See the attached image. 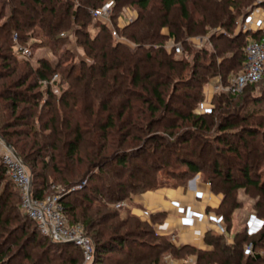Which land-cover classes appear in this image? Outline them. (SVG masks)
Instances as JSON below:
<instances>
[{"label":"trees","instance_id":"1","mask_svg":"<svg viewBox=\"0 0 264 264\" xmlns=\"http://www.w3.org/2000/svg\"><path fill=\"white\" fill-rule=\"evenodd\" d=\"M108 1L113 3V21L125 6L136 8L134 19L121 28L114 21L124 42L116 41L110 29L91 15V10ZM151 1L77 0L76 5L75 0H30L24 6L28 11L22 14L24 20L17 19V11L11 9L7 22L0 27L6 40L17 31L18 41L23 43L34 27L38 31L35 34L48 39L53 49H59L69 42L63 32L66 30L74 36L75 45L83 49L84 56L65 69L42 59L31 67L29 58L20 57L15 44H10V58L29 68L27 77L33 82L20 76L17 81L0 84V136L31 173L34 199L45 198L50 180L62 181L63 188L69 189L91 174V188L88 184L81 191L58 194L64 214L71 219L68 226L81 221L94 248L93 264H159L160 255L165 252L176 258L193 255L195 264H262L264 257H243L241 248L259 238L253 243L254 249L258 245L264 249V234L257 237L239 233L231 245L218 238L208 241L212 245L209 248L176 246L169 236L155 230L164 219L163 213L152 214L147 221L127 212L125 222L108 228L111 232L107 236L99 231L93 233L95 227H103L117 217L116 212H111L98 222V209L102 208L96 207L104 206L103 199L114 203L128 198L133 202L136 195L155 185L154 171L171 166L184 167V175L204 173L212 190L222 193L223 204L230 191L246 186L255 187L264 198V181L260 182L255 171L256 167H264V123L238 124L258 115L264 117V96L253 95L254 87L262 81L247 86L240 94L215 92L212 98L216 105L209 114L196 115L193 111L206 97L213 78L219 77V84L227 87L241 70L248 42L263 33L235 32L236 19L246 17L254 7L264 10V1L155 0L153 5ZM29 13L32 17L27 19ZM91 20L97 31L87 30ZM206 34L207 45L192 51L188 38ZM167 41L171 42L169 47ZM41 43L31 39L29 49ZM178 44L185 58L174 57ZM3 56L0 52L1 60H5ZM57 71L59 81L50 85ZM185 72L189 73L187 77ZM9 77L2 74L0 67V81ZM63 84L65 90L61 89ZM40 87L43 90L34 92ZM235 98H239L235 109L241 114L227 115L221 107L229 106ZM176 103L184 108L185 116ZM21 105L25 107L15 116ZM216 113L214 123L211 115ZM167 115L178 121L184 118L192 128L183 130L175 139H160L152 134L156 125L168 131L175 128V120L166 119ZM18 128L23 129L15 130ZM168 135L173 138L174 134ZM141 142L143 149L128 152ZM160 147L167 155L158 160ZM211 150L216 152L213 159L206 155ZM143 153L157 158L147 165L150 175L139 167H130V160ZM112 163L115 171L105 173L104 168ZM95 169L97 172L92 173ZM4 184L8 190L0 193V264H81L83 255L78 247L53 243L23 213L15 185L0 163V186ZM89 189L91 194L83 195L81 206L78 194ZM79 207L82 210L77 213ZM225 209L219 211L229 216ZM123 229L124 233H119ZM111 255L117 257L109 258Z\"/></svg>","mask_w":264,"mask_h":264},{"label":"rangeland","instance_id":"2","mask_svg":"<svg viewBox=\"0 0 264 264\" xmlns=\"http://www.w3.org/2000/svg\"><path fill=\"white\" fill-rule=\"evenodd\" d=\"M76 2H74L76 5L78 4L77 0H75ZM9 0H0V27L7 22L8 17L11 14V9L16 10V18H21L22 20H24V18H22V14L25 12L28 13V11L24 8V6L26 4L30 3V0H11V4H8ZM22 2H24L25 4H23ZM156 1L152 0L151 1V5L155 4ZM255 4H261L259 2V0H256ZM150 5V6H151ZM30 7H33V5L31 4ZM39 9V8H37ZM96 10H102V11H106L109 14H111V20L112 23L114 25V21L115 22H124V25L127 24V20H132L134 19V17L136 16V8L133 5L130 6H125L124 8H122L120 10V12L117 14L118 16L116 17V19L113 21L112 17H113V3L111 1L105 2L101 7L96 8L92 11H96ZM23 11V12H21ZM73 11V10H72ZM256 13V14H263L264 16V10L259 8V7H254L251 12L243 18V16H239L236 19V28H235V32H239L240 30L243 31L242 29V25L241 23L244 22L248 16L251 13ZM19 13V14H18ZM28 18H31L32 15L29 13L27 14ZM20 19V20H21ZM21 20V21H22ZM129 22V21H128ZM123 25V26H124ZM115 26V25H114ZM34 34H32V31L30 30L28 34L29 37L26 38V40L21 43L18 41V38H15L17 35L16 33H18L17 31H13L10 34L9 39H5L4 38V33L0 34V52H3L4 54V58L5 60H1L0 59V67H1V72L2 74H5L7 76H10L9 78H5L2 79L0 81V84H9L10 82H14L17 81L19 78H21L20 76H23L24 78H26L28 76V70L29 68L25 65H22L21 63L16 64L13 62V60L10 58V54L9 52H7V48L9 47L10 44H15L16 47H22L24 49H28V51L30 52V56L27 57L29 58V62H30V66L31 67H36V65L39 63V61L42 60H46L48 61V63L52 64L53 66H59L60 69L62 68H67L71 65H73L79 58H83L84 56V52L83 49L80 47H77L75 45V38L74 36L68 32L66 33V30L63 31L65 36L70 38L68 41V44L66 45H62L61 47H59V49H53L48 42H50L48 39L41 37L39 34H35V32H38L34 29V27H32ZM92 30L94 29V31H97V29L95 28L93 21H89L88 25H87V30ZM218 29V28H216ZM163 31L168 32V30L166 28L163 29ZM212 32V31H211ZM210 33V32H209ZM208 33V34H209ZM208 34H206L203 37H197V36H193L188 38V42L193 46L192 51H198V48H200L201 46H206L208 43ZM261 37L259 39L262 38V35H260ZM118 37H122L120 36V34H118ZM123 38V37H122ZM31 39L33 40H39L43 43L41 44H36L33 47H31L29 49V45L31 43ZM258 40V39H255ZM171 42L167 41L166 42V47L170 46ZM69 52V55L66 52ZM181 45L178 44L176 47V52L174 54L175 58H185L184 55L182 56L181 53ZM192 54L191 56L188 57V61L191 60ZM15 60H20L19 58H15ZM240 73V71H238L236 74L238 75ZM22 74V75H21ZM235 73H233L232 75L234 76ZM189 73L185 72L184 73V77L188 76ZM236 75V76H237ZM22 77V78H23ZM28 78V77H27ZM59 72L57 71V73H55L50 81V85H52L53 83L59 81ZM216 79L219 80L220 83V79L219 77L213 78L211 81H215ZM210 81V82H211ZM33 80L32 78H28V83H32ZM45 84V83H44ZM210 84V83H209ZM209 87V85H208ZM206 90V97L204 98V100H202L197 106L194 107V114H203V113H207L209 114L211 112V109L213 108V105H216V103L213 101V94L216 93H230L227 90V87L222 86L221 84L218 85L217 88H213V86L209 87ZM59 88H56L54 86H52V90H54L55 92H59L58 90ZM61 89L65 90L66 89V84H63ZM38 90H43V87H40L36 90H34V92H37ZM243 92V91H242ZM241 92V93H242ZM246 93H249L248 91H245ZM215 93V94H216ZM212 94V95H211ZM253 95L255 97H263L264 96V80L257 84L254 87V91H253ZM239 101V98H235L234 101H232V103H229V106L225 105L222 106V110L224 112L227 113V115H239L241 114L240 112H238V110L235 109V103H237ZM43 102V101H42ZM247 103V102H245ZM175 106H177L180 110H182L183 115L185 116V110L183 107H181V105L179 103H176ZM25 107V105H21L18 110L16 111L15 116L18 114H21L23 108ZM251 107V106H250ZM136 108H138V105H136ZM252 108V107H251ZM249 110V107L246 109ZM243 114V113H242ZM100 116H102V114L99 113ZM106 115L103 113V116ZM211 116H218V113L211 115ZM261 116V115H260ZM259 115L255 117V119L249 120L247 122H240L238 123L239 126H244V125H248V126H253L256 125V123L258 121H263L264 123V117H260ZM166 119H171V120H175L174 121V129H172L171 131L168 130H164L162 129V127L160 126V124L154 128V130H152V134L159 136L160 139L164 140L165 139H175L176 136L182 132L185 129H191L192 125L190 122L184 120V118L180 121L173 119L174 117L172 115H167L165 116ZM216 117H214V123L216 122ZM237 117V116H236ZM94 122V119L92 120ZM164 122V121H163ZM144 124V123H143ZM146 124V123H145ZM23 128H18L15 130H22ZM215 129L214 127H212L211 132H213ZM264 131V129H262ZM173 133V138L170 137L168 134ZM151 133L148 135H152ZM210 135L212 133H209ZM1 138V136H0ZM146 138V137H145ZM2 139V138H1ZM195 143V142H194ZM136 146L134 148L131 149H127L128 152L132 153H136L137 151L143 149L144 143L141 142L140 144H135ZM264 148V147H263ZM158 155L157 158L158 160L160 159V156H166L167 153L161 149L158 150ZM216 152L214 150H211L209 152H207L206 155H208L209 158H214L216 155ZM17 156V155H16ZM154 157V158H153ZM151 156L148 153H143L142 156H140L139 158L135 159V160H130V167L135 166L136 168L139 167L141 169V171L144 172V174H149L150 175V170H149V166H147L148 164H150L151 161L157 159L155 156ZM18 158V157H17ZM167 158V157H164ZM168 159L170 160V162H173L174 159L172 158V156L169 155ZM205 160H208V158H206ZM230 162H235L234 160H230ZM24 165V164H23ZM24 167L26 168V166L24 165ZM114 165L112 163V165H107L104 168V172H114L115 169ZM259 168V167H258ZM257 167L255 168L256 170V174L258 175V178H260V182L264 181V167H261V169H258ZM117 169V168H116ZM118 170V169H117ZM26 171L28 173V175L30 176L31 179V191L33 189V179H32V175L29 172V170L26 168ZM186 169L184 167L181 166H171V168H164L160 171H154L153 175H154V179H155V185L152 186L151 188H147V190H145L144 193L146 192H150L153 190H178V189H189L188 187H190L191 184H194V187H198L201 185L205 186L206 188H208L207 190L209 191L210 195L215 196L219 201V204H217L216 206L213 205L212 207L214 209H208L206 212L207 216L211 217V219H213V223L214 222H218L219 224H221L225 230V234L224 235H218L215 231L210 232V234H208L207 236H205V241H204V248H209L212 247V245H210V243H208V241H214L215 239H221L223 242H225L228 245H231L233 240H234V236L236 234L239 233H245L248 236L251 235H257V237H259L261 234H264V198L260 195V193L258 192V190L255 187L252 186H246L244 188L238 189V190H233L230 191V193L228 194V198L225 204H223V195L222 193L218 190V191H213L212 189V185L211 182L207 180L206 176H204V173H198L196 175H184L186 174ZM97 172V170H93L92 173ZM118 173H122V172H118ZM111 176V175H109ZM89 177H91V174L86 177L83 178L82 181H78L77 185H74L72 187H70L69 189L63 188V182L62 181H54V180H50L49 182L52 183L48 189L45 190L44 194H45V198L47 199L49 197L52 196H56L58 193H63V191H65L66 193H72L75 191H81L83 190L84 187H86L88 184L90 185V188L94 185H92V183L89 181ZM89 181V182H88ZM95 184V183H94ZM8 190V185H1L0 186V193L1 192H7ZM91 189H89L88 191H84L82 192V194H78L79 200L78 203L80 202V199L83 197L84 194L86 195H90L91 194ZM64 192V193H65ZM141 193V194H144ZM140 194V195H141ZM59 195V194H58ZM139 195V196H140ZM61 197V196H60ZM136 197H138V195H136ZM136 197H134L133 199H135ZM72 198H76L75 196H73ZM43 199V200H44ZM102 202L104 203V206H100V207H96V208H102V209H98V216H100V219L98 220L101 221L103 216H106L108 213L111 212H116L117 213V217H115V219L108 221L107 223H105V225H103V227H95L94 228V232L96 231L101 232L102 234L105 233V236H107L108 233L111 232V230H108V228H112L115 227V223H121V222H125V220L127 219V212H129L131 215L139 217L138 215V211L137 209H144L141 208L140 204H133L132 201L129 202V199H125L119 202H109L106 199H103ZM18 206V203H16ZM81 206L82 203L80 202ZM140 207V208H139ZM17 208V207H15ZM82 207L77 208V213L81 212L82 209H80ZM132 208H137L136 210L134 209V212L132 210ZM220 208H226L225 211L229 214V216L227 214H223L222 212H220ZM150 210V208L148 209ZM20 214H22L20 211H18ZM14 214V213H13ZM16 214V213H15ZM19 214V215H20ZM66 224L68 225L69 222H71L70 218L67 217L66 214H63ZM143 219V218H141ZM146 220V219H144ZM164 220V219H163ZM162 220V222H163ZM161 222V223H162ZM161 223L159 225H161ZM16 222H12V225H15ZM21 223L18 222V225H20ZM75 226H80L82 228V230L84 231V227L81 224V221H78L77 223H75L74 225H70V227H75ZM28 230H32V228L28 229ZM125 229L120 230L119 233H124ZM218 239V240H219ZM253 239V238H252ZM259 239V238H258ZM258 239H255V241L259 242ZM147 240V239H146ZM253 240H250L249 242H246L243 244L241 251H242V255L243 257H247V256H255L256 254L261 255L262 257H264V249H262L260 247V245L257 246L256 249H254V245L253 243L255 242ZM252 242V243H251ZM251 247V251H248V248L250 249ZM95 254V252H94ZM95 256V255H94ZM117 257V256H116ZM115 255H111L109 258H116ZM159 264H195V256L193 255H189V256H184L181 255L179 258L172 256L170 254V252H165L164 254L160 255L159 258ZM94 263V257L93 259H91V261H85L84 258L82 257V261L81 264H93ZM264 264V263H262Z\"/></svg>","mask_w":264,"mask_h":264},{"label":"built area","instance_id":"3","mask_svg":"<svg viewBox=\"0 0 264 264\" xmlns=\"http://www.w3.org/2000/svg\"><path fill=\"white\" fill-rule=\"evenodd\" d=\"M264 0H259L263 2ZM93 18L102 21L109 29L116 41L125 40L118 37L117 30L112 23L111 14L106 11H92ZM130 20H127V23ZM117 27L121 28L124 22H117ZM243 32L260 31L262 38L250 40L245 48L246 61L243 64L240 73L234 78L227 90L231 94H240L247 86L259 83L264 80V16L263 14L251 13L248 18L241 23ZM17 38V36L15 37ZM17 53L20 57L30 56L28 49L17 47ZM219 84L213 86L217 88ZM212 95V94H211ZM0 163L6 168V172L15 185L20 198V209L23 213L35 223L41 235L48 237L53 243H67L78 247L85 261H91L94 257V248L90 239L85 235L80 226L70 227L66 224L64 207L60 203V196H52L47 199H34L31 191V179L23 163L9 149L8 145L0 138ZM150 212L142 211L140 218L149 219ZM213 229L218 235H224L225 230L218 222L213 223ZM170 241L176 239L171 235ZM248 251H251L248 248Z\"/></svg>","mask_w":264,"mask_h":264},{"label":"crops","instance_id":"4","mask_svg":"<svg viewBox=\"0 0 264 264\" xmlns=\"http://www.w3.org/2000/svg\"><path fill=\"white\" fill-rule=\"evenodd\" d=\"M216 84H219L218 79L211 81L209 87ZM188 188L146 192L133 200V204H140L144 209L132 210H139V216L142 211H149L150 215L163 213V222L155 226L158 234L175 235L176 239L172 243L176 246L204 248L205 236L214 231L213 219L207 216L206 211L214 209L212 206L219 204V200L210 195L208 188L201 184L197 188L191 184Z\"/></svg>","mask_w":264,"mask_h":264},{"label":"water","instance_id":"5","mask_svg":"<svg viewBox=\"0 0 264 264\" xmlns=\"http://www.w3.org/2000/svg\"><path fill=\"white\" fill-rule=\"evenodd\" d=\"M8 147H9V149L14 153V155H16L15 152L12 150V148H11L10 146H8Z\"/></svg>","mask_w":264,"mask_h":264}]
</instances>
